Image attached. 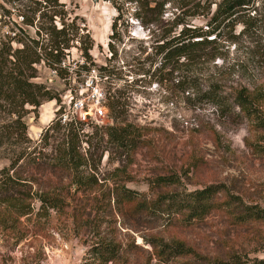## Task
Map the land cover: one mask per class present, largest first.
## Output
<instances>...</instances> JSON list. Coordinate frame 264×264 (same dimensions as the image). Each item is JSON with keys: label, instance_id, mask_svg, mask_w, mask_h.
Here are the masks:
<instances>
[{"label": "rangeland", "instance_id": "1", "mask_svg": "<svg viewBox=\"0 0 264 264\" xmlns=\"http://www.w3.org/2000/svg\"><path fill=\"white\" fill-rule=\"evenodd\" d=\"M58 1L67 6L73 17L77 15L83 19L80 24L87 27L94 41L91 54L95 65L90 67L89 64V68L99 70V67L108 65L112 71L107 80L98 75L99 85L106 93L110 89L121 92L128 103L131 122L143 128L146 135L133 154L108 145L109 152L103 156L99 173L105 180L102 181L105 183L103 190L108 193L114 186L125 187L148 199H155L160 191L175 192L183 198L186 192L219 186L223 190L218 196L221 202L244 203L264 209V136L251 130L239 108L227 111L188 101L189 93L191 96L195 94L193 90L182 92L178 86L181 78L177 74L163 83L136 80L139 78L130 73L133 58L143 50L146 51L144 57L154 54L160 33L157 26L144 27L140 23L133 3L124 5L125 14L119 21L122 41L116 43L117 54L112 58L108 44L111 26L118 14L113 4L105 0L98 4L94 0ZM221 2L202 0L201 6L197 7L198 1L190 0L189 6L179 12L170 3L165 7L162 26L174 18L173 14L176 16L182 11L186 12L180 15L182 19L203 25L206 19L191 16L193 12L209 13ZM256 7V13L250 14L256 20L249 27L237 24L233 28H222L220 35L216 34L217 43L212 49L216 58L194 67L204 88L220 82L232 97L241 86L251 90L264 86V0H257ZM27 30L35 36L34 29ZM66 60L74 69V74L68 78L39 68L41 80L57 93L60 101L45 103L26 118L28 135L34 142H38L53 120H58L56 111L67 91L79 89L88 76L87 70L80 68L85 60L76 47ZM156 78L164 79L165 76ZM102 120L101 126L91 125L85 133L92 135L98 129L114 124L109 111ZM98 134L103 135L102 131ZM83 148L88 150L86 144ZM91 152L96 153V148ZM8 164L6 158L0 159V168ZM161 177L173 179L175 184L162 190L157 183ZM227 194L231 200L224 197ZM98 198L99 209L93 215L90 229H84L80 236H76L67 211L66 214L53 212L48 220L42 218L39 222L41 232L30 234L23 240L0 235V264H89L92 261L91 239L99 233L122 245L128 256V261L123 264H145L148 252L154 251L148 244L154 236L166 241L184 239L206 259L224 257L233 250L251 258L264 257V221L236 227L232 224L230 210H223L212 213L205 222L187 227L183 223L185 217L181 215L169 217L171 214L165 211L150 214L125 212L122 215L115 198L110 207L103 195ZM22 220L25 225L29 224L26 218ZM151 264L162 263L153 259ZM169 264H201V261L198 256L179 257Z\"/></svg>", "mask_w": 264, "mask_h": 264}, {"label": "trees", "instance_id": "2", "mask_svg": "<svg viewBox=\"0 0 264 264\" xmlns=\"http://www.w3.org/2000/svg\"><path fill=\"white\" fill-rule=\"evenodd\" d=\"M105 1L111 2L118 12L108 44L112 58L117 54L116 43L122 41L119 21L125 14L126 3L134 4L136 17L144 27H158L160 34L155 53L144 57L146 51L143 50L133 58L130 73L139 78L136 80L163 83L177 74L181 78L178 86L182 92L193 90L195 94L193 97L189 93L188 101L227 111L239 108L251 130L264 136V86L256 90L241 86L229 97L220 82L204 88L194 70L206 60L210 62L216 58L212 49L217 43L216 34L222 28H233L237 24L247 28L256 20L250 14L256 13L257 0H222L209 13L194 11L191 16L206 19L203 25L182 19L180 15L186 13L182 11L179 15L173 14L174 18L165 27L162 18L166 5L172 3L179 12L189 6L190 0ZM197 1L200 7L202 0ZM80 21L84 22L77 15L69 14L67 6L58 0H0V159L9 161L0 168V235L23 240L41 232L39 222L42 218L48 220L53 212L66 214L67 211L76 236H80L84 229H90L101 195L107 199L109 207L115 198L122 215L125 212L165 211L171 214L169 217L184 216L183 223L187 227L205 222L212 213L223 210H230L232 224L236 227L264 221V209L256 205H233L231 201L218 200L223 192L219 186L186 192L183 198L175 192L160 191L157 198L148 199L118 186L108 193L104 191L102 181L105 180L99 173L103 156L109 152L108 145L133 154L146 136L143 128L131 122L128 103L118 90L112 92L110 89L106 93L105 105L113 125L89 135L73 126H63L55 119L38 142L30 139L28 115L37 112L45 103L58 100L57 93L41 80L39 68L57 70L59 77L67 78L69 72L60 68V64L67 50L73 47L82 52L83 69H91L89 64L90 67L95 65L91 54L94 41ZM27 28L34 29V37ZM98 71L103 78L112 75L108 65L99 67ZM158 75L165 78L157 79ZM99 131L103 135L99 136ZM84 144L88 150L83 148ZM92 148L97 152H91ZM157 183L163 190L175 181L161 177ZM224 197L231 200L229 194ZM33 217L36 219L32 220ZM24 218L29 224L25 225ZM91 241L92 261L89 264H123L128 258L122 245L100 233ZM148 244L154 251L148 252L145 264H151L153 259L169 264L175 258L193 256H198L201 264H264V257L251 258L235 250L224 257L206 259L184 239L166 241L154 236Z\"/></svg>", "mask_w": 264, "mask_h": 264}, {"label": "built area", "instance_id": "3", "mask_svg": "<svg viewBox=\"0 0 264 264\" xmlns=\"http://www.w3.org/2000/svg\"><path fill=\"white\" fill-rule=\"evenodd\" d=\"M20 21H22V18ZM71 50H67L66 58L60 64V68L66 69L69 72L68 77L74 74V69L69 66L66 60ZM80 53L82 56V52ZM49 71L58 75L57 70ZM98 72V70H93V68L88 69V76L80 84L79 89L71 88L63 96V102L56 111L58 113V121L61 125L73 126L79 130L81 129V132H86V129L91 125L101 126L103 124L102 119L108 116V110L105 105L106 92L97 80L98 75L101 76ZM101 78L103 77L101 76ZM104 79L107 80L108 77Z\"/></svg>", "mask_w": 264, "mask_h": 264}, {"label": "water", "instance_id": "4", "mask_svg": "<svg viewBox=\"0 0 264 264\" xmlns=\"http://www.w3.org/2000/svg\"><path fill=\"white\" fill-rule=\"evenodd\" d=\"M100 0H94V3L95 4H98Z\"/></svg>", "mask_w": 264, "mask_h": 264}]
</instances>
